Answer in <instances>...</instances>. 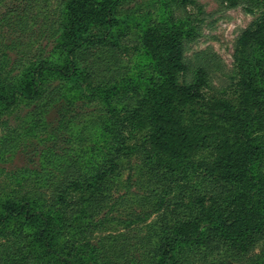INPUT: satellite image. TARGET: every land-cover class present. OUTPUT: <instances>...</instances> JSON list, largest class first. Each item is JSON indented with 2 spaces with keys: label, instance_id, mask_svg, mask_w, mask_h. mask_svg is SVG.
I'll return each instance as SVG.
<instances>
[{
  "label": "rangeland",
  "instance_id": "374dc122",
  "mask_svg": "<svg viewBox=\"0 0 264 264\" xmlns=\"http://www.w3.org/2000/svg\"><path fill=\"white\" fill-rule=\"evenodd\" d=\"M28 1L5 0L0 4L1 92L17 90L24 72L51 58L59 40L64 21L62 0H31L32 4ZM233 1L121 0L114 10L116 22L111 31L99 25H92L89 31L90 36L108 32V37L113 36L118 42L122 70L117 76L88 85L83 79L62 78L46 71L38 76L40 94L37 98L18 97L13 103H0V139L19 134L17 145L0 157V203L10 199L33 202V209L49 214L55 228V258L69 256L71 264H102L104 259L95 258L96 254L113 261L104 264H152L153 260L158 264L223 263L222 252L215 250L206 255L205 246L199 249L193 242L181 240L179 234L184 227L179 221H164L159 213H154L146 221L140 219V215L154 207L156 197L151 195V189L156 183L169 184L170 177L157 179L156 175L140 168L142 152L138 148L131 153L130 165L133 167L122 159V171L107 193L108 202H104V208L94 214L88 212L84 218L62 222L55 208V179L36 173L45 165L57 166L49 165L48 160L54 154L52 136L57 130V134L61 132L59 126L64 122V114L69 116L76 111H88L94 119L105 117L110 120L115 108L119 110L123 105L135 102L125 101L126 94L133 96L138 91L147 90L149 76L144 77L142 69L151 54L143 44L142 36L153 24L164 21L181 25L186 30L182 42L188 71L180 75V82L195 81L200 68L207 73L205 97L186 106L185 122L206 126V132L215 138L230 136L243 141L251 137L253 143L260 146L254 155L252 169L257 172L258 167L262 168L264 164L259 162L264 158V129L257 130L249 119L248 109L240 102L245 89L239 86L241 78H251L257 87L256 93H261L259 95L264 98V45L256 44L242 50L238 38L259 18L264 19V0H237L235 4ZM27 4L29 6L25 7ZM14 7L16 10L5 14L8 8ZM258 88L263 91L258 92ZM57 89H61L64 95L46 108L43 114L46 129L38 135L29 134L26 128L34 107L40 99H47ZM69 104H73L74 109L68 107ZM230 104L235 105V109ZM91 120L88 116L84 124L75 121L72 126L77 134L83 133V141L73 143L72 149L77 154L80 168L86 170L93 160H100L110 135L104 125L102 128ZM199 156L201 159L213 155L206 150ZM57 174L66 185L74 178L72 175L67 179L63 171H57ZM176 195L173 193L172 196ZM198 224L201 233L209 226L202 217ZM8 229V226L0 228V249L6 240L4 232ZM157 232L168 233L159 237V242L164 239L161 240L163 246L159 245ZM167 243L174 251L166 250ZM37 252L41 253L40 248ZM245 264H264L263 237Z\"/></svg>",
  "mask_w": 264,
  "mask_h": 264
},
{
  "label": "trees",
  "instance_id": "16d2710c",
  "mask_svg": "<svg viewBox=\"0 0 264 264\" xmlns=\"http://www.w3.org/2000/svg\"><path fill=\"white\" fill-rule=\"evenodd\" d=\"M4 1L0 0V4ZM120 1L62 0L64 21L51 58L40 61L35 68H28L17 90L0 91V103L7 105L18 97L37 98L40 94L38 76L46 71L62 78L83 79L88 85L117 76L122 70L118 42L113 36L108 37V32L90 36L89 31L92 25L105 26L111 31L116 22L114 10ZM14 10L16 7L8 8L5 14ZM184 32L181 25H171L167 21L153 24L142 36V42L151 54L142 69L144 77L149 76L147 90L133 96L126 94L125 101L135 102L123 105L119 110L115 108L110 120L105 117L94 119L88 111L64 114V122L59 126L61 132L57 134V130L52 136L54 154L48 160L49 165L57 166L45 165L36 174L55 179V208L62 222L84 218L88 212L94 214L104 208V202H108L107 193L122 171V159L133 167L130 165L131 153L138 148L142 152L140 168L156 175L157 179L170 177L169 184L156 183L151 189V195L156 197L154 207L140 215V219L146 221L159 213L164 221H179L184 227L179 234L181 240L193 242L199 249L205 246L206 255L215 250L222 252V264H245L257 243L264 238V166L258 167L257 172L252 169L254 155L260 146H256L249 136L243 141L230 136L215 138L206 132V126L185 122L186 106L205 97L207 73L200 68L195 81L180 82V75L188 71L182 42ZM256 44L264 45L262 18L238 38L242 50ZM239 87L245 89L240 102L248 109L249 119L257 130H263L264 98L259 95L261 93H256L257 87L251 78H241ZM261 91L258 88V92ZM63 95L61 89H57L47 99H40L27 124L29 134L38 135L46 129L43 114ZM222 104L226 105L225 102ZM68 107L74 109L73 104ZM88 116L91 123L102 128L104 125L110 135L100 160H93L86 170L80 168L77 154L72 149L73 143L83 141V133L77 134L72 126L75 121L84 124ZM18 136L0 139V157L17 145ZM126 149L132 150L127 152ZM206 150L213 156L200 159L199 154ZM260 163L264 164V158ZM57 171L66 173L67 179L74 175L71 183L66 185ZM173 193L177 195L173 197ZM33 204L14 199L0 203V228L9 227L4 232L5 243L1 244L0 264H71L69 256L55 258L54 222L49 214L33 209ZM201 217L209 223L203 233L198 224ZM167 234L157 232L158 242L160 236ZM161 240L159 245L163 246ZM165 246L167 251L173 250L170 243ZM97 256L104 259L102 264L113 263L111 258L101 254H96L95 258ZM156 262L153 260L152 264H158Z\"/></svg>",
  "mask_w": 264,
  "mask_h": 264
}]
</instances>
